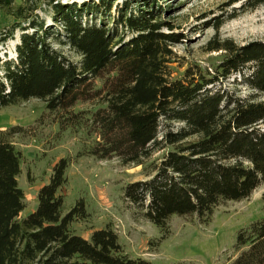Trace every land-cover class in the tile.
I'll use <instances>...</instances> for the list:
<instances>
[{"label": "trees", "instance_id": "16d2710c", "mask_svg": "<svg viewBox=\"0 0 264 264\" xmlns=\"http://www.w3.org/2000/svg\"><path fill=\"white\" fill-rule=\"evenodd\" d=\"M39 3L0 0V13L15 17L0 43L22 32L16 56H0V110L31 99L52 110L97 102L100 138L91 154L144 167L147 178L129 183L124 197L163 238L174 216L207 224L219 206L241 202L264 184V40H226L213 48L226 55L212 70L173 78L171 47L185 37L162 19L164 8L151 1L136 9L128 1L49 0L48 24ZM262 5L244 0L241 8ZM20 129H0V264H154L129 256L110 225L90 237L74 230L89 211L85 200L64 209L69 158L55 164L37 208L23 217L22 157L13 142ZM230 264H264V218Z\"/></svg>", "mask_w": 264, "mask_h": 264}, {"label": "rangeland", "instance_id": "374dc122", "mask_svg": "<svg viewBox=\"0 0 264 264\" xmlns=\"http://www.w3.org/2000/svg\"><path fill=\"white\" fill-rule=\"evenodd\" d=\"M39 1L38 13L48 24L52 23L53 6L49 0ZM116 1L121 5L128 1L136 9L151 1L156 9L164 8L162 19L173 22L184 34V42L171 47L169 66L173 78L182 77L189 69L212 70L226 55L213 48L226 40L239 45L264 40V5L243 11L244 0ZM232 14L238 15L229 19ZM223 20L225 24L218 27ZM14 22V16L0 13V34ZM21 34L17 30L13 38L0 43L1 57L6 53L16 56ZM100 85L98 81L97 86ZM246 93L244 90L243 94ZM98 108L97 102L81 99L68 109L52 110L44 101L31 99L0 110V129L22 128L13 142L22 157L19 184L26 196L23 217L37 208L39 191L49 182L55 164L69 158L68 182L61 190L64 209L68 212L79 200H85L89 211L86 220L74 224V230L90 237L94 230L110 225L132 258L154 264H230L256 239L258 223L264 218V184L241 202L219 206L207 224L200 223L197 217L174 216L171 232L163 238L162 230L136 214L124 197L129 183L147 178L144 167L124 165L117 158L98 160L91 154L100 138L96 124ZM162 155L163 152L157 153L153 160Z\"/></svg>", "mask_w": 264, "mask_h": 264}]
</instances>
